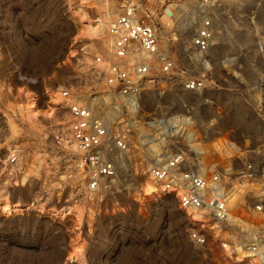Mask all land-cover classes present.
I'll use <instances>...</instances> for the list:
<instances>
[{"label": "rangeland", "instance_id": "obj_1", "mask_svg": "<svg viewBox=\"0 0 264 264\" xmlns=\"http://www.w3.org/2000/svg\"><path fill=\"white\" fill-rule=\"evenodd\" d=\"M139 2L152 13L160 45L177 65L202 75L205 87L185 91L171 83L163 93L145 90L133 109L120 108V119L143 125L161 113L185 112L220 165L254 164L256 176L242 185L256 195L264 184V0ZM111 6V0H0V150L10 144L21 149L28 177L3 194L20 211L0 213V264H248L227 260L215 234L205 249L190 245L189 216L173 196L148 190L152 145L140 148L135 131L128 150L117 154L116 177L101 191L57 202L55 166L67 162L50 144L68 115L61 99L50 105L48 97L79 68L83 53L104 52L108 39L96 18L104 20ZM204 18L211 23V42L194 58L188 40ZM24 92L39 108L51 106L52 115L35 123L24 119ZM66 204L75 205L76 220L60 216Z\"/></svg>", "mask_w": 264, "mask_h": 264}, {"label": "built area", "instance_id": "obj_2", "mask_svg": "<svg viewBox=\"0 0 264 264\" xmlns=\"http://www.w3.org/2000/svg\"><path fill=\"white\" fill-rule=\"evenodd\" d=\"M111 2L105 19L96 18L108 39L104 52L83 53L79 68L65 84L58 85L68 121L63 129H55L50 144L58 160L67 162L65 167L55 166L57 202L93 197L101 191L116 177L121 168L117 154L128 150L130 132L135 131L140 148L152 145L154 157L146 171L160 192L173 196L186 215L199 214L190 219L186 230L190 245L205 249L208 236L215 234L227 260L253 264L257 259L264 264V184L256 195H249L242 185L256 176L254 164L220 165L214 152L206 150L205 142L192 131L185 112L161 113L143 125L120 119V108L133 109L145 90L163 93L165 85L172 83L185 91H199L205 87V78L175 63L160 45L152 13L139 0ZM201 2H195L196 6ZM168 13L173 15L171 9ZM211 37L210 20L204 18L189 36L191 56L201 55ZM24 165L16 145L0 150V195L22 184Z\"/></svg>", "mask_w": 264, "mask_h": 264}, {"label": "bare ground", "instance_id": "obj_3", "mask_svg": "<svg viewBox=\"0 0 264 264\" xmlns=\"http://www.w3.org/2000/svg\"><path fill=\"white\" fill-rule=\"evenodd\" d=\"M94 32L96 34L98 32V28H96ZM23 96H24V101H23V103L21 105L20 114L27 121H29L31 123H35L36 119H38L37 118L38 116L49 117L50 115H52L54 109L51 106H47L45 109L44 108L41 109V108L38 107L37 101L33 97L32 94L24 92ZM48 98H49V101H50L49 102L50 105L51 104H56L61 99L60 98V94H59V92L57 90L52 91V93L49 95ZM27 170H29V169L27 168ZM148 176H149L148 180L150 181V186L148 185V190L151 191V192L153 191L154 193H159L160 189L157 186H155V184L152 181V178H151V176L149 174H148ZM27 178L28 177L26 175V172L24 171L23 174H22V177H21V183L25 182L27 180ZM155 189H156V191H155ZM6 195H0V213H1V215H5V214H9L10 215L12 213L14 214L15 212L17 213L18 211H20L19 204L15 203V202H10ZM68 205H70V204L63 205L62 207L68 206ZM62 207H60L59 209H61ZM59 214H60L61 217H64V218H68L69 217L72 220H76V218L78 216V211H77L75 205L72 204V205H70L68 207H64V209L61 210ZM187 215L189 216L190 219L199 218V214L197 212H194V211L188 213ZM211 227L215 229L214 225L211 226ZM78 250L79 249L74 248L73 249V254L76 255L78 253ZM254 263L255 264H263V263H260L257 259H255Z\"/></svg>", "mask_w": 264, "mask_h": 264}, {"label": "water", "instance_id": "obj_4", "mask_svg": "<svg viewBox=\"0 0 264 264\" xmlns=\"http://www.w3.org/2000/svg\"><path fill=\"white\" fill-rule=\"evenodd\" d=\"M63 260H66L67 261L68 259H65V256H63Z\"/></svg>", "mask_w": 264, "mask_h": 264}]
</instances>
